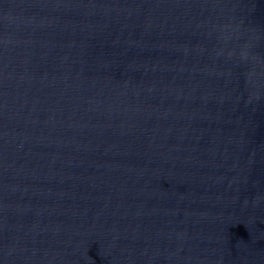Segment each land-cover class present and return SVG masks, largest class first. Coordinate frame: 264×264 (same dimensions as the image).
Segmentation results:
<instances>
[{"label": "water", "instance_id": "95a60500", "mask_svg": "<svg viewBox=\"0 0 264 264\" xmlns=\"http://www.w3.org/2000/svg\"><path fill=\"white\" fill-rule=\"evenodd\" d=\"M0 264H264V0H0Z\"/></svg>", "mask_w": 264, "mask_h": 264}]
</instances>
